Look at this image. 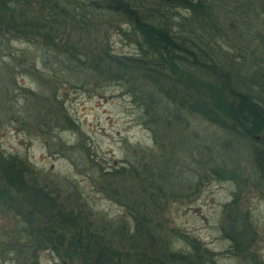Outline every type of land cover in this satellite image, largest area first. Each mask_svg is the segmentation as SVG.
<instances>
[{"label": "trees", "instance_id": "16d2710c", "mask_svg": "<svg viewBox=\"0 0 264 264\" xmlns=\"http://www.w3.org/2000/svg\"><path fill=\"white\" fill-rule=\"evenodd\" d=\"M102 19L133 50L113 48L107 36L103 45L83 49L62 30ZM14 39L26 45L12 47ZM57 84L122 86L137 122L166 153L143 147L137 158L105 165L88 149L81 152L83 144L64 139V148L87 159L82 167L94 189L120 209L109 216L78 186L80 179L45 173L0 144L5 254L12 251L16 264H42L43 249L68 264H214L196 239L165 225L167 187L177 178L189 183L173 132L194 114L222 126L232 133L223 148L238 139L250 143L253 175L264 179V0H0V126L35 128L55 147L49 135L57 126L75 130ZM226 216L231 252L250 258L247 217L236 209Z\"/></svg>", "mask_w": 264, "mask_h": 264}, {"label": "rangeland", "instance_id": "374dc122", "mask_svg": "<svg viewBox=\"0 0 264 264\" xmlns=\"http://www.w3.org/2000/svg\"><path fill=\"white\" fill-rule=\"evenodd\" d=\"M62 30L69 33V39L78 41L83 49L94 48L100 42L103 45L107 36L113 48L133 50L134 43L106 19L92 27L68 25ZM11 45L19 47L26 43L14 39ZM229 51L233 52L231 48ZM19 79L26 85L35 83L29 77ZM57 86V99L63 101L74 121L75 132L66 128L69 126H57L49 135L55 142V147L51 149L44 144L46 135L39 130L22 128L17 122L10 121L0 126L1 147L7 152L26 155L38 169L61 180H69L70 177L80 179L78 186L90 198L94 197L97 207L107 210L109 216H116L120 210L117 205L96 191L90 178L85 176L82 164L85 165L87 159L77 155L78 150L72 152L64 148V139L69 138L68 144H83V147L79 146L81 152L88 149L91 156L107 165L121 162L125 157L137 158L141 156L143 147L148 150L155 148L150 130L137 122L135 114L138 110L122 86L110 84L103 89ZM18 92L17 88L10 90L8 97L12 98ZM194 115H188L192 121L190 124L177 123L175 126H179L180 131L173 132L178 133L181 139L175 147L179 150L176 159L181 163L179 168L186 169L185 174H189V183L188 179L177 178L176 186L167 187L166 201L163 202L165 225L196 239L201 248L211 252H206V256H210L214 264H264V179L253 175L251 145L238 139L223 148L222 141L232 133L202 116ZM155 149L166 153L165 148ZM223 165L229 171L234 168L237 174L221 171L226 168ZM182 176L185 175L181 174L180 178ZM184 182L187 184L184 185ZM233 209L247 217L248 234L252 237L250 258L231 252L233 242L227 237L224 225L226 210ZM2 213L0 209V224H3ZM2 243L3 240L0 241V264H16V260L12 259L13 252L5 254L6 247ZM39 258L42 264H68L60 263L55 254L45 249L40 250Z\"/></svg>", "mask_w": 264, "mask_h": 264}]
</instances>
